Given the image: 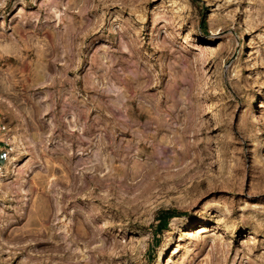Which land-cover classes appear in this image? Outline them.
<instances>
[{
  "label": "rangeland",
  "instance_id": "rangeland-1",
  "mask_svg": "<svg viewBox=\"0 0 264 264\" xmlns=\"http://www.w3.org/2000/svg\"><path fill=\"white\" fill-rule=\"evenodd\" d=\"M0 128V264H264V0H0Z\"/></svg>",
  "mask_w": 264,
  "mask_h": 264
},
{
  "label": "bare ground",
  "instance_id": "bare-ground-1",
  "mask_svg": "<svg viewBox=\"0 0 264 264\" xmlns=\"http://www.w3.org/2000/svg\"><path fill=\"white\" fill-rule=\"evenodd\" d=\"M49 7H50V5H49ZM51 14H52V17L58 18V16H56L57 11H52ZM206 49L207 48L204 46L200 47L201 51L206 50ZM20 139L21 138H19L18 135H16L13 138V142L16 143V142L20 141ZM23 144H24V142H23ZM96 157L98 158L97 160L101 163L100 164V165H102L101 167H106V165L104 164V161L106 162L105 157H102L101 154L96 156ZM53 199L55 200V214H56V216H58V213L60 212V210L62 208L60 207V202H59L58 197H55ZM87 199H85V200H87ZM90 202H92L94 204L93 201H90ZM90 204H88V206ZM109 205H111V204H109ZM96 206L94 207V206L90 205L88 208L87 206L82 205V203L77 204L75 202V205L71 206L68 210L69 219H68L67 224L64 226L58 227L57 238H58L59 243H60V248L69 253V258L72 261V263L70 262L71 264H81L82 262H85V264L92 263V261L94 260L93 250H95L96 248L102 249V247H103L104 240L107 237V236L104 237V235L102 234L103 230H105L106 223L103 224L101 221L98 220L101 216L103 217V213H102L103 211L101 212V214H98L97 210H99V208H97ZM96 208H97V210H96ZM124 211H126V208ZM124 211L123 212L117 211V213L115 215L113 214L114 218L112 219V221L110 220V227L117 226L118 222L120 224L121 223L123 224L124 220H126V219L131 220L134 217L133 216L134 214L132 212L128 213L127 211L126 212H124ZM58 219H60L59 216H58ZM137 219H138V217L137 218L135 217L134 222ZM92 234L96 235L94 241L92 240L93 243H98L99 247L98 246L97 247H91L92 242L89 241V238ZM80 242L85 244V248L83 247L84 249H82V244L80 247ZM131 250H132V253L133 252L135 253V251H136L134 247L131 248Z\"/></svg>",
  "mask_w": 264,
  "mask_h": 264
},
{
  "label": "crops",
  "instance_id": "crops-1",
  "mask_svg": "<svg viewBox=\"0 0 264 264\" xmlns=\"http://www.w3.org/2000/svg\"><path fill=\"white\" fill-rule=\"evenodd\" d=\"M3 137H4V134L0 130V165H2V163H4V161L6 160V157H7V154L5 152L7 142L5 141V139Z\"/></svg>",
  "mask_w": 264,
  "mask_h": 264
},
{
  "label": "trees",
  "instance_id": "trees-1",
  "mask_svg": "<svg viewBox=\"0 0 264 264\" xmlns=\"http://www.w3.org/2000/svg\"><path fill=\"white\" fill-rule=\"evenodd\" d=\"M166 213H167L168 215L171 214L170 212H166ZM168 219H169V216H168L166 219H162V218H161L160 226H161V227H162V226H166ZM160 226H159V227H160Z\"/></svg>",
  "mask_w": 264,
  "mask_h": 264
}]
</instances>
